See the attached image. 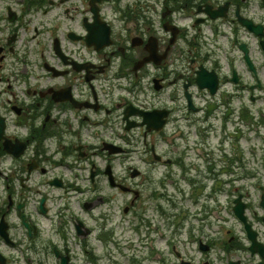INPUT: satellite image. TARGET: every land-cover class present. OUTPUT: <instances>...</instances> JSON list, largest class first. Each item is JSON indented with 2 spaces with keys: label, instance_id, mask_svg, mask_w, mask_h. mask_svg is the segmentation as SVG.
<instances>
[{
  "label": "flooded vegetation",
  "instance_id": "af4514ba",
  "mask_svg": "<svg viewBox=\"0 0 264 264\" xmlns=\"http://www.w3.org/2000/svg\"><path fill=\"white\" fill-rule=\"evenodd\" d=\"M201 67L207 112L264 94V0H0V264H121L105 230L118 208L141 219L134 264H249L235 214L185 242L173 213L149 219L155 199L174 205L155 136L178 134ZM154 109L162 130L142 124ZM230 192L264 239V185Z\"/></svg>",
  "mask_w": 264,
  "mask_h": 264
},
{
  "label": "rangeland",
  "instance_id": "374dc122",
  "mask_svg": "<svg viewBox=\"0 0 264 264\" xmlns=\"http://www.w3.org/2000/svg\"><path fill=\"white\" fill-rule=\"evenodd\" d=\"M263 105V102H258L256 103V105H252V107L249 109L251 112V115L253 116L252 118L254 120H260L261 118H258L259 113H260V106ZM194 122L197 123V125H200L202 128V126L205 125V120L204 119H199L202 115H200V113H194ZM263 123V122H262ZM198 129H196V125L194 126V131L191 132L190 134V138L185 137L184 141H189L190 144L193 145V148L190 150L189 153L184 154V161H185V166L187 168H192L193 167V172L196 173V171L198 169H202L204 170V174H206V153H207V149H206V136L203 137V135H201L200 133H198L197 131ZM189 128L186 130V133H189ZM219 139L217 138L215 140V143H218ZM262 141V140H261ZM261 141H256V142H252L253 145L254 144H259ZM251 140L246 141L243 140L240 143V147L243 148V154L245 156L246 159L251 160V164L247 166L246 169L252 170L251 168L254 167L259 168L261 165V162H252V158H251V154H250V147L252 146ZM262 145H264V141L261 142ZM183 145H180V147H182ZM232 146V142L228 141L226 144V152L231 153L230 147ZM181 150V148H180ZM133 159L137 160V157L135 154H133ZM247 163V162H246ZM163 168V166H162ZM189 170V169H188ZM163 171L161 168L157 171V172H161ZM175 172H181V168L177 167V170ZM264 173H259V176H263ZM226 178V177H225ZM181 183L184 184V186L181 188V190L175 191L176 193L173 196V199L175 200V206L171 207V209H167V207L165 205H163L164 209L169 212H173V214L176 215L175 220H178L179 222L182 221V218H184L185 216L182 213V209L187 211L188 215L186 216L187 218L185 219L186 222L185 224H187V230L191 227V226H196V228H199L201 226V224L204 222L206 224V219L203 221L202 218L205 216L206 217V212H204V207L202 200H205L204 197H206V179H204L203 181L197 182V184L200 186L197 188L199 194H201V202L198 203V201H196V199H194L193 197H191L192 191H193V187H191L188 183L182 181ZM205 183V187L203 186V184ZM215 183V182H214ZM213 184V181L211 180V185ZM227 183L224 185L226 187ZM229 187V186H228ZM200 188H204V190H200ZM185 189V190H184ZM184 192L185 196H184ZM194 195V193H193ZM204 195V196H203ZM203 196V197H202ZM222 200H224V197H222ZM160 203V200L155 199L154 200V206L156 204ZM154 209V208H153ZM121 211L116 212L115 214V220H118L120 215H121ZM156 214V218L162 220L164 218V215L161 218V213L159 212V210L157 211H152L150 212V214ZM180 213V215H178ZM164 220V219H163ZM128 227L130 230H128ZM132 224L127 225V223H121L117 229H116V238H118L121 241L124 240H128V238L130 239H139V234L136 231H133L132 229ZM162 243H164V240H160ZM165 246V245H164ZM125 251H127V249H125ZM123 264H127L126 261L123 259V257H121Z\"/></svg>",
  "mask_w": 264,
  "mask_h": 264
},
{
  "label": "water",
  "instance_id": "95a60500",
  "mask_svg": "<svg viewBox=\"0 0 264 264\" xmlns=\"http://www.w3.org/2000/svg\"><path fill=\"white\" fill-rule=\"evenodd\" d=\"M260 264H262V263H260Z\"/></svg>",
  "mask_w": 264,
  "mask_h": 264
}]
</instances>
